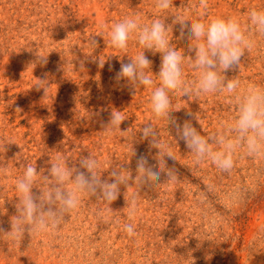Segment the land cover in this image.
Instances as JSON below:
<instances>
[{"label":"rangeland","instance_id":"obj_1","mask_svg":"<svg viewBox=\"0 0 264 264\" xmlns=\"http://www.w3.org/2000/svg\"><path fill=\"white\" fill-rule=\"evenodd\" d=\"M156 5L157 0H0V264H264V156L238 149L229 172L210 161L197 164L172 124L189 120L207 137L235 117L232 97H187L171 85L169 108L158 109L148 87L114 80L142 46L133 38L117 49L108 37L112 24L126 16H138L141 24L170 21L171 36L185 50L184 79L194 81L197 69L189 58L196 41L176 21L181 13L205 22L234 17L253 46L226 75L243 88H264V34L248 18L250 9L264 10V0H170L163 10ZM144 54L151 61L146 72L158 77L161 53ZM112 110L125 120L121 130L109 133L103 125ZM148 118L169 141L175 157L165 158L175 171L171 178L161 172L133 179L120 185L110 204L85 194L55 229L13 235L20 196L15 184L27 165L40 171L37 194L46 188L40 177L57 157L72 166L92 155L102 178L111 179V168L121 166L134 177L141 165L129 156L128 138L151 154L160 147L140 131ZM130 212L135 229L124 223Z\"/></svg>","mask_w":264,"mask_h":264},{"label":"clouds","instance_id":"obj_2","mask_svg":"<svg viewBox=\"0 0 264 264\" xmlns=\"http://www.w3.org/2000/svg\"><path fill=\"white\" fill-rule=\"evenodd\" d=\"M156 6L166 9L170 0H157ZM248 18L256 32L264 34V10L252 8ZM176 22L182 29L187 25L190 37L196 41L190 46L193 55L189 58V63L197 69L194 81L184 79L185 50L171 36V22L154 18L150 24H141L135 15L113 23L108 32L109 42L114 48L124 49L134 38L144 49L120 65L114 80H123L133 89L148 87L152 103L161 110L168 109L172 102L171 85H179L187 97L218 92L228 94L237 105L234 118L221 122L220 128L207 137L191 121L177 123L173 119L177 138L184 141L195 163L210 161L221 172H229L234 167L238 149L250 156H264V88L255 85L243 88L239 79L226 75L233 66H239L241 57L253 46L252 39L234 17H212L205 22L181 13ZM145 50L161 53L158 77L146 72L151 61L145 56ZM124 120L120 110H112L103 130L109 133L121 130ZM140 131L149 134L155 146L160 147H157V153L151 154L147 148L137 149L136 140L131 136L128 138L129 156L135 155L141 165L134 177L130 170L121 166L111 168L108 173L111 179L102 178L97 172L98 161L92 155L81 157L72 166L64 158L57 157L40 177L46 188H38L37 194L33 188H37L40 171L36 166L27 165L15 184L20 196L14 220H11L10 231L15 229L13 235L55 229L78 207L81 196L85 194L110 204L117 199L120 185H128L133 179L137 182L142 178L151 179V173L159 175L161 172L171 178L175 171L166 167L165 158L175 157L168 151L169 141L159 134L151 118L145 120ZM137 195V192L130 195V209L135 208ZM124 223L129 229L137 227V219L131 212L124 217Z\"/></svg>","mask_w":264,"mask_h":264}]
</instances>
